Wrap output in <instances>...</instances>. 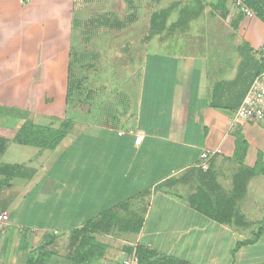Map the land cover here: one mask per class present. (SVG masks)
<instances>
[{"label":"crops","instance_id":"obj_1","mask_svg":"<svg viewBox=\"0 0 264 264\" xmlns=\"http://www.w3.org/2000/svg\"><path fill=\"white\" fill-rule=\"evenodd\" d=\"M82 1L85 5L78 12L77 0H0V109L16 111L5 116L7 123L17 125L0 132V159L10 143L32 151L21 162L0 161V165L24 167L22 175L0 192V212L10 233L24 230L21 237L27 253L31 242L43 245L53 236L54 251L47 264H71L61 249L67 247L71 232L111 212L117 222L109 232L94 234L105 249L90 264H121L126 249L133 251L137 245L154 251L153 260L264 264V232L256 234L264 226L263 174L248 180L236 205L246 227L219 224L187 202L198 187L192 171L198 169L202 152L220 151L209 168L218 193L224 196L231 194L232 177L241 167L253 168L259 153L264 162V121L234 120L264 63L260 56L264 23L255 15L244 16L234 0L222 6L219 0H165L164 4H160L164 0H141L134 23L119 32L102 29L83 43L73 20L104 12L123 17L129 11L123 0L118 1L123 6L120 13L92 8L94 2L112 0ZM169 7L166 30L148 37L152 13ZM87 8H91L88 14ZM144 8L147 13L141 21ZM184 8L190 13L184 17L187 25L169 29L181 22ZM111 35L118 42L102 43L107 49L128 43L140 58L134 80L115 83L118 88L132 83V106L121 101L116 112L86 113L81 117L87 121L80 123L77 111L66 112L72 50L77 39L89 46ZM52 121L59 125L51 127ZM25 122L53 129L66 122V133L51 150L21 145L13 137ZM237 134L247 144L242 160L235 155ZM137 136L142 137L139 144H135ZM185 175L188 180L181 181ZM28 196L30 201L15 214L21 199ZM137 219H141L138 232L122 229L124 223ZM239 241L251 242L231 254Z\"/></svg>","mask_w":264,"mask_h":264},{"label":"trees","instance_id":"obj_2","mask_svg":"<svg viewBox=\"0 0 264 264\" xmlns=\"http://www.w3.org/2000/svg\"><path fill=\"white\" fill-rule=\"evenodd\" d=\"M129 11L123 17H118L111 12L93 13L85 20H73L72 25L79 30V35L83 43H87L92 37H94L102 29H110L121 31L128 25L136 21L135 12V0H123ZM154 2H160L161 0H153ZM226 0H219L218 6H222ZM244 5L250 8L255 17L264 23V0H241ZM172 10L171 7L153 12L150 17L148 37L160 34L166 30V20ZM188 8H184L180 13V20L171 25L169 29L176 26L187 25L185 18L189 17ZM172 30V29H171ZM264 70V63H260L259 69L255 72V75ZM75 85L70 82V63L68 66V83L67 94ZM218 86L215 87L213 92V99L216 97ZM214 105V103H213ZM67 123L61 124L60 128L53 129L46 126L34 125L31 122L22 123L19 129L16 131L13 137V141L18 144L32 146L43 150L53 149L57 143L65 136V128ZM3 143L0 142V153L3 149ZM247 144L243 141L241 136L236 135L235 141V155L242 160L245 155ZM22 165H0V176L3 179L0 181V192L8 184V182L17 176L22 175ZM198 182V187L194 193H192L187 202L189 206L199 213L203 214L207 218L215 221L219 224L234 225L237 227H246L244 216L237 210L236 205L239 200L245 194L246 184L248 180L255 174L264 175V162L262 161L261 154L257 156V161L253 168L241 167L239 171L232 177V192L229 196H224L218 193L219 186L215 181V175L210 170L202 171L200 169L192 171ZM188 176L185 175L181 181L188 180ZM126 206L123 205V208ZM117 222L116 216L111 212L103 213L100 218L95 222H87L81 229L73 230L68 239V248L71 254L67 256V259L71 264H90L92 259L96 256L103 254L105 246L97 242L94 238L96 233L109 232L113 225ZM129 226V227H128ZM141 226V219L127 221L122 225V229L130 232H138ZM264 232V226L260 227L257 231V235ZM54 237L50 236V239L44 242L39 249V254L33 257H28L26 264H47L51 254H45V248L48 244L54 242ZM251 241H239L236 246L231 250V254H234L240 247L250 243ZM134 251L139 259V264H186L185 262L173 257L161 258L153 260L156 256L154 251L147 249L143 245H137ZM127 253L132 252L131 248L126 249Z\"/></svg>","mask_w":264,"mask_h":264},{"label":"rangeland","instance_id":"obj_3","mask_svg":"<svg viewBox=\"0 0 264 264\" xmlns=\"http://www.w3.org/2000/svg\"><path fill=\"white\" fill-rule=\"evenodd\" d=\"M118 1L119 0H112L110 2V4L112 3L111 5L109 3L94 2L95 5L92 8L94 10L109 9L120 13L123 10V6L122 4L118 6ZM144 1L147 0H142V2ZM140 2L141 0L136 1L135 12L140 7ZM164 3L165 0L160 2V4ZM76 4L77 5L74 9L78 12L85 5L82 0H77ZM90 9L91 8L85 9L86 14H88ZM146 13L147 8H144L140 13L141 21L146 17ZM84 16L85 15L82 14V17ZM110 32L119 31L111 30ZM105 37L107 38L103 40L104 42L101 41V39H95L94 43L89 46L83 45L80 43V39H77V42H75V49H73L71 53L70 82L75 85V87L68 93L66 99V112L70 113L77 111L78 121L80 123H85L87 121L86 117H81L85 116L86 113H89L90 115L96 114L99 111L105 114L116 112L118 110L117 104L121 101L124 103L128 102V105L132 106V83H126L123 88H118L115 83L117 82L116 80H134L136 74L135 66L140 63V58L135 53V49L130 47V44L126 43L125 46L118 48L116 45H112L113 43L118 42L116 37H113L112 35L109 36V38L108 36ZM144 40L145 39L143 38V42ZM106 42H112L111 45L113 46V49H107L105 45H102V43ZM197 53L199 52H192L193 55H196ZM12 114L16 115V111L0 109V132L5 129L10 130L17 126L13 123H7L8 119L5 115L11 116ZM54 123L57 126L59 125L57 121H52L50 123L51 127ZM31 152L32 151L27 147L10 143L0 161L3 163L21 162L27 157L32 156ZM15 187L17 188L16 182ZM27 201H30L29 196L26 199H21L19 205H17V208L14 210V213L20 214L22 204L27 203ZM2 215L3 213L0 212V216ZM16 218L20 220L22 219V216L16 215ZM0 228V264H26L28 257L30 258L39 254V249L42 245L38 243V240L31 242L30 247H28L30 251L27 253L25 241L21 237V234L24 231L22 228L15 229L17 232L16 235L10 233L9 226L6 225V222L0 221ZM49 239L50 237H48L45 242ZM2 243H5L4 253L1 252ZM53 243L47 245L44 251L45 254L53 253ZM61 249L66 256L71 254L68 248V243L67 247L62 246Z\"/></svg>","mask_w":264,"mask_h":264},{"label":"built area","instance_id":"obj_4","mask_svg":"<svg viewBox=\"0 0 264 264\" xmlns=\"http://www.w3.org/2000/svg\"><path fill=\"white\" fill-rule=\"evenodd\" d=\"M234 5L244 16L248 18L254 17V12L244 5L241 0H234ZM260 56L264 59V46L260 50ZM234 120L247 123L264 121V70L258 73L252 80L246 94L234 112ZM141 139V136H137L135 138V144H139ZM219 153L220 151L218 149L202 152L197 168L202 171L208 170L210 160ZM0 221H6L5 216H0ZM121 264H139V259L135 251L133 250L127 253L122 259Z\"/></svg>","mask_w":264,"mask_h":264}]
</instances>
